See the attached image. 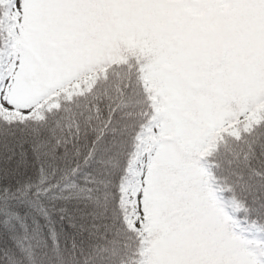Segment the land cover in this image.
<instances>
[{
  "label": "snow or ice",
  "instance_id": "snow-or-ice-1",
  "mask_svg": "<svg viewBox=\"0 0 264 264\" xmlns=\"http://www.w3.org/2000/svg\"><path fill=\"white\" fill-rule=\"evenodd\" d=\"M0 264H264V0H0Z\"/></svg>",
  "mask_w": 264,
  "mask_h": 264
}]
</instances>
